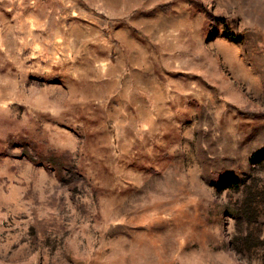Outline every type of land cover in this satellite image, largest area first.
I'll return each instance as SVG.
<instances>
[{"label": "rangeland", "instance_id": "374dc122", "mask_svg": "<svg viewBox=\"0 0 264 264\" xmlns=\"http://www.w3.org/2000/svg\"><path fill=\"white\" fill-rule=\"evenodd\" d=\"M0 264H264V0H0Z\"/></svg>", "mask_w": 264, "mask_h": 264}, {"label": "trees", "instance_id": "16d2710c", "mask_svg": "<svg viewBox=\"0 0 264 264\" xmlns=\"http://www.w3.org/2000/svg\"><path fill=\"white\" fill-rule=\"evenodd\" d=\"M227 35L232 37V38L240 39L239 34H236L234 32H232V33L228 32ZM259 157H261V155H259ZM219 180H220L219 184H220L221 189L231 188L233 190L238 191V190H241L242 186H243V181L241 179L234 177L232 175H229V174H223L221 177H219Z\"/></svg>", "mask_w": 264, "mask_h": 264}]
</instances>
